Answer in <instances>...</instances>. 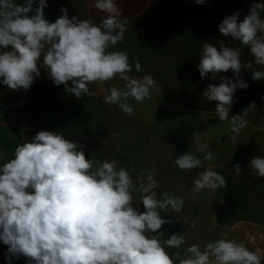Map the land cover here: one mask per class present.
I'll list each match as a JSON object with an SVG mask.
<instances>
[{"label":"clouds","instance_id":"clouds-1","mask_svg":"<svg viewBox=\"0 0 264 264\" xmlns=\"http://www.w3.org/2000/svg\"><path fill=\"white\" fill-rule=\"evenodd\" d=\"M204 4L205 0H195ZM37 7H33L37 4ZM47 0H0V82L10 90H29L43 67L55 86L78 99L94 95L88 85L119 77L123 88L110 87L106 104L117 105L132 115L129 98L143 103L150 98L156 82L148 74L141 79L129 75L133 66L126 50L108 51L124 39L127 21L115 0H96L95 7L105 13L99 25L78 16H68L66 8L55 22H49L44 9ZM264 3H253L243 20L239 12L226 16L218 25L225 37L239 41L254 57L242 63L240 48L205 41L201 45L198 69L201 78L215 79L229 70L235 81L222 76V82L208 84L203 96L215 101L220 121H229L232 141L247 126L249 111L256 110L253 101L242 114L229 118L236 90L249 85L241 78L242 70L251 72L255 81L264 80ZM30 12H34L29 16ZM135 70L142 66L137 59ZM264 100V96L261 97ZM196 135V134H195ZM196 151L190 149L175 158L182 171L204 168L213 161L208 145L197 140ZM119 161L95 160L85 155L83 146L66 138L62 132L40 130L14 149L13 158L0 166V241L7 246L9 264L24 257L27 264H261L264 254L250 250L242 242L220 238L187 247L185 254L169 253L186 244L182 233L162 240L165 219L162 212H180L184 200L167 191L158 192L154 172L141 173L139 184L129 170L118 167ZM249 167L264 177V157L254 156ZM234 176H240L241 165H234ZM227 187L225 177L213 170L200 171L192 180L193 194L203 190L217 191ZM133 192L140 193L144 211L133 207Z\"/></svg>","mask_w":264,"mask_h":264},{"label":"crops","instance_id":"crops-1","mask_svg":"<svg viewBox=\"0 0 264 264\" xmlns=\"http://www.w3.org/2000/svg\"><path fill=\"white\" fill-rule=\"evenodd\" d=\"M14 3L22 5L24 0H14ZM95 3L96 0H47L44 13L49 22H55L63 7L70 19L78 16L81 20L99 25L107 13L97 9ZM115 3L121 13L118 19L127 21V31L123 41L108 51L128 52L133 66L129 75L133 78L139 80L148 74L153 77L156 87L151 90L150 98L143 103L129 98L127 103L134 112L126 115L117 105L104 102V97L110 94V87H124V81L119 77L89 84V91L94 95H83L82 99H78L68 93L64 85L55 86L43 67L40 77L34 80L29 90L13 91L0 82V166L13 158L16 146L26 140L31 141L41 130L40 122L55 125L64 117H81L78 113L86 112L88 118L104 120L107 117L123 131H128L130 150H137L138 136L160 134L167 140L169 148L176 152L172 146L174 138L178 139L177 133L162 125L163 121L154 120H165L167 117L193 119V153L203 159V154L195 148L199 140L208 145L207 151L215 157L213 161H204V168H198L199 172L213 170L227 181V187L215 192L203 190L208 213L206 231L211 242L220 238L229 239L239 232L247 239H255L257 247L253 251L264 254V177H258L249 167L254 156L264 157V100L261 99L264 96V80L255 81L250 71L242 70L241 78L249 87L238 88L234 93L229 118L242 114L253 101L257 109L249 111L247 126L238 134L237 140L232 141L230 136L235 133L231 132L230 122L220 121L215 112L216 102L206 100L203 92L208 84L221 83L222 76L234 81L236 78L231 70L218 73L215 79L211 74L201 78L198 69L199 53L205 41L218 49L221 46L240 48L242 63L254 60L247 47H242L230 36L225 37L219 32L218 25L226 16L237 12L242 21L253 3H264V0H205L204 4H197L195 0H115ZM37 6L38 3L33 5L34 8ZM33 14L30 12L28 15ZM261 18H264V11ZM137 59L142 66L140 72L135 70ZM254 68L264 71V66L254 65ZM104 105H108V114ZM170 157L175 161L178 155ZM237 162L241 165L240 176H234ZM193 172L196 175V170ZM191 196L196 199V194ZM133 197V207H139L143 212L142 204ZM189 212L196 220V211L190 209ZM7 252V246L0 241V264H9L5 255ZM11 264L27 262L21 257L13 258Z\"/></svg>","mask_w":264,"mask_h":264},{"label":"rangeland","instance_id":"rangeland-1","mask_svg":"<svg viewBox=\"0 0 264 264\" xmlns=\"http://www.w3.org/2000/svg\"><path fill=\"white\" fill-rule=\"evenodd\" d=\"M104 107L105 113L108 114V105H104ZM85 114L86 112L78 113V115H82L81 117L74 115L68 118L64 117L55 125L40 122L41 130L62 132L67 139L82 145L86 154L102 161L118 160V167L127 168L137 185L141 173H144L145 170L153 171L154 178L159 182L158 192L167 191L169 195L184 200L180 212L169 209L168 212L161 213L165 219L172 221L171 224H165L162 227L161 231L164 232V237L161 239L165 240L172 235V233H166V228L169 225L175 226V233H182L186 239V244L180 249L167 248L166 250L170 254L180 252L181 255H184L187 247L192 244H198L203 250L205 244L211 242L212 239L206 231L208 225L206 197L203 191L196 194V199L191 196L193 194L191 191L192 180L199 170L196 169V175L193 171H182L170 157L176 153L178 156L184 154L189 149L193 152L195 140L193 119L181 118L177 120L167 117L165 120L160 118L154 120V122L163 121L162 125L177 133L178 139L174 138L175 143L172 146L176 152L169 148L167 140L160 134L138 136L137 150L134 151L130 150L129 132L123 131L118 124L114 125V120L107 117L104 120H98L95 117L88 118ZM69 115L71 114L69 113ZM148 123L151 124L149 120ZM99 131H101L100 135ZM133 195L140 201V193L133 192ZM190 209L196 211V220L190 214ZM142 211H144L143 205ZM229 239L244 243L250 250H255L257 247L255 239H247L244 234L239 232H235ZM261 264H264V260L261 261Z\"/></svg>","mask_w":264,"mask_h":264},{"label":"flooded vegetation","instance_id":"flooded-vegetation-1","mask_svg":"<svg viewBox=\"0 0 264 264\" xmlns=\"http://www.w3.org/2000/svg\"><path fill=\"white\" fill-rule=\"evenodd\" d=\"M175 230V226L173 225H169L167 228H166V233H171L172 231Z\"/></svg>","mask_w":264,"mask_h":264},{"label":"water","instance_id":"water-1","mask_svg":"<svg viewBox=\"0 0 264 264\" xmlns=\"http://www.w3.org/2000/svg\"><path fill=\"white\" fill-rule=\"evenodd\" d=\"M175 231H176V228H175V230H174V231H172L171 233H172V234H174V233H175Z\"/></svg>","mask_w":264,"mask_h":264}]
</instances>
